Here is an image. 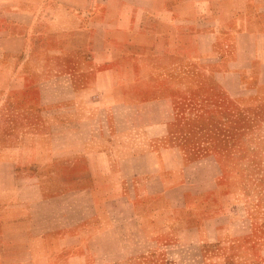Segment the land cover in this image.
Instances as JSON below:
<instances>
[{
  "label": "crops",
  "instance_id": "1",
  "mask_svg": "<svg viewBox=\"0 0 264 264\" xmlns=\"http://www.w3.org/2000/svg\"><path fill=\"white\" fill-rule=\"evenodd\" d=\"M99 55L108 72L129 59L149 72L113 76L108 94L87 98L123 86L112 94L118 110L86 108L69 73L72 93L60 100L26 95L42 112L59 103L60 129L74 140L58 157L46 148L34 170V159L14 155L17 145L2 151L0 264H157L168 256L157 249L182 243L200 253L223 240L230 249L239 239L224 242L225 231L238 222L219 181L234 173L227 159L237 163L244 146L171 141L169 118H264V0H0V69L15 71L7 83L43 85L51 71L83 69ZM130 84L171 91L147 99L128 93ZM195 89L199 108L179 112L177 101ZM116 116L123 130L138 118L130 141L113 132ZM46 124L51 132L53 121Z\"/></svg>",
  "mask_w": 264,
  "mask_h": 264
},
{
  "label": "rangeland",
  "instance_id": "2",
  "mask_svg": "<svg viewBox=\"0 0 264 264\" xmlns=\"http://www.w3.org/2000/svg\"><path fill=\"white\" fill-rule=\"evenodd\" d=\"M106 60V55H99L92 59V62L87 63L85 60L83 69L60 68L53 70L47 83L27 85L26 88L18 83H7L11 80V74L15 73L14 70L0 69V156L7 146L17 145L18 148L14 150V155L16 153L20 158L24 157L25 160L34 159L35 164L30 166L34 170L35 167H44L41 163L39 165L36 162L47 155L48 149L46 148L50 147L52 157H58L63 154L61 143L64 141L65 144V141L74 140L72 137H67V134L60 129L58 117L60 115L58 114L61 107L59 103L45 110L46 112H42L44 109L39 107L36 101L24 99L26 95L41 93L46 97L49 96L52 100H60V95L72 93L71 86L65 83V73L80 79V83L74 87L75 91L84 96L83 103L86 108L90 109L94 103H98L101 110L112 107V105L113 110L120 109L117 107V102L111 100L116 97L112 94L121 93L123 86L114 85V89L109 91L112 93L109 98L101 97L96 102L93 100L94 103L92 99L87 100V98H91V94L100 96L108 94V88L113 87L110 85L111 83L109 84V79L113 76L119 79L128 77L139 79V76L147 75L149 70L141 69L136 62L129 59L125 63L124 60H121L122 64L116 67L115 72H108ZM103 63L104 66H102ZM97 64L101 67L97 68ZM49 72L50 70L46 73ZM92 76L97 77L98 82L91 85L89 83ZM126 87L128 88L127 92L131 95H141L147 99L161 95L167 96L171 91V87L168 85L130 84ZM200 92H202L201 89H195L189 94H184L183 98L177 101V110L184 114L194 113L199 108L198 101L202 97ZM4 94H14L19 97L15 101H10V97H7L8 101H4ZM27 110L30 111L27 112ZM100 119L103 121V128L106 129L108 125L105 121L106 118L102 116ZM169 119L171 120L169 128L171 141L189 142L191 146H196L195 143H202L205 140L215 143L224 142V144L237 142L239 146L241 144L244 146L239 150L240 157L237 163L235 160L227 159V165L232 168L234 173L227 179L219 181V186L222 187L224 194L223 203L227 208L228 218L238 222V227L235 228L234 224L226 229L224 242L228 238L239 240H235L230 249H227L223 244V240H220L212 243L210 247L202 248L200 253H198L197 243H193L194 245L178 244L176 249L174 247L157 249L156 252L168 255H165L164 259L157 264H264V118L230 117L227 122H223L220 118L183 115ZM49 121H53V124L50 125L53 126V129L51 132H46V129L50 128L46 124ZM138 121V118L132 117L127 124L128 127L123 130L119 127L123 120L116 116L113 132L128 142L130 141L129 137L134 136L135 122ZM261 129L263 132H260ZM48 166L50 163L45 167ZM179 236L182 239V235ZM183 237L187 238L186 235ZM152 247L154 250V246ZM201 252L205 256L204 260L203 257L202 260L191 261L197 258ZM223 252H227L224 259L220 256ZM176 254L178 257L174 258ZM139 263L141 262L116 264Z\"/></svg>",
  "mask_w": 264,
  "mask_h": 264
}]
</instances>
